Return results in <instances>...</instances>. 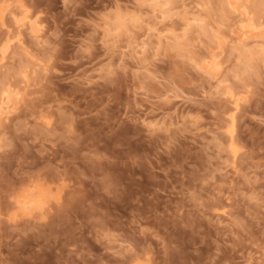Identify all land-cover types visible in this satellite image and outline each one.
Listing matches in <instances>:
<instances>
[{"label": "rangeland", "instance_id": "rangeland-1", "mask_svg": "<svg viewBox=\"0 0 264 264\" xmlns=\"http://www.w3.org/2000/svg\"><path fill=\"white\" fill-rule=\"evenodd\" d=\"M170 1L0 0V92L23 94L0 121V264H264V64L242 56L262 41L232 38L223 0ZM23 10L38 37L18 35ZM37 172L59 193L50 219H10Z\"/></svg>", "mask_w": 264, "mask_h": 264}, {"label": "bare ground", "instance_id": "bare-ground-1", "mask_svg": "<svg viewBox=\"0 0 264 264\" xmlns=\"http://www.w3.org/2000/svg\"><path fill=\"white\" fill-rule=\"evenodd\" d=\"M150 1L154 2L156 4V6L161 5V7L162 6L165 7V6H168L169 4H171L170 0H150ZM258 1H259V6L262 7L261 9H264V0H258ZM221 3H222L221 4L222 9L225 10L227 13L235 14V15H238L240 17V19H239L240 22L238 21L239 23H238L237 27H234L230 32L232 38L239 41L240 44L241 43H247L250 40H259L260 39L262 41L261 42L262 44H260L261 46L259 47V49H257V51H254L252 53L242 54V56H244L243 59H245L244 62L245 61L248 62L251 58L252 59L254 58L253 56H255L260 61H262L264 64V21H261L260 19H258L257 15L254 12H252V10L250 9L249 5L251 3V0H223V2H221ZM7 7H9V6H7ZM6 8L3 6H0V21L2 22V25L5 24L4 23V21H5L4 18L6 16L5 13H6V10L9 9V8H7V9ZM258 10L259 9H257V11ZM260 10L258 13H260ZM255 12H256V10H255ZM262 13H264V12L262 11ZM12 15L14 17L15 25L17 26L18 30H20V32H18V35L22 34L21 33L22 28H24L25 26H28L30 28V32H31L30 34L34 35L33 37L39 36L38 33L40 32V30H39V26H38L39 24H37L38 21L37 22L34 20L31 21L29 15H28V11L25 10L20 17H17L18 15L16 16V14H14V13H12ZM258 17H259V15H258ZM125 24H126L125 21H121L118 28H124ZM19 33H21V34H19ZM20 37H22V35ZM20 37L17 36L19 42H21V40H23V39H20ZM9 38L13 39V37H11V36H9ZM14 41L15 40H13L12 42H14ZM213 41H214L215 46L209 48L210 49L209 53H207L205 56L200 58L199 66L203 71H205L209 75H211L213 77H218V75L221 74L222 69H223V66L221 64L220 59L224 53V49H225L226 45L228 44V40H227L226 36H223L222 34L221 35L216 34L213 36ZM15 42H17V41H15ZM10 43L11 42L7 41L6 45H4V48L1 50V55H2L3 59L6 58V54L9 51V48L11 47ZM19 44H23V43H19ZM3 87H5V85ZM10 87L7 89L1 90V92H0V121L7 114L12 113L13 111L16 112L15 110L18 109L21 102L23 101V94L21 93L22 91L20 92L19 90H17V89L14 90V89H12L13 87H11V88ZM226 95L229 97L231 104L233 105V107L231 109L233 114L231 115V118L229 121L231 123V125L228 126L229 128H228L227 133L229 134L230 138L232 140H234L233 138L235 137L234 135H235V130H236V127H235L236 116H237L236 113L238 114L237 111L239 110L240 105L242 104L241 103L242 97L240 98L238 96V94H235L233 92L232 89L227 90ZM5 118L8 119L7 116ZM229 149H230L231 153L233 154L232 155L233 158L236 159L237 154H238V152H237L238 148L235 147L234 141L231 144V146L229 147ZM49 189H50V193H53V191L51 190L50 187H49ZM57 193H58V191H57ZM41 195H43V193H41ZM57 195L55 197L56 201L58 200ZM59 199H61V197H59ZM57 202H59V201H57Z\"/></svg>", "mask_w": 264, "mask_h": 264}, {"label": "clouds", "instance_id": "clouds-1", "mask_svg": "<svg viewBox=\"0 0 264 264\" xmlns=\"http://www.w3.org/2000/svg\"><path fill=\"white\" fill-rule=\"evenodd\" d=\"M55 196V193H50L43 172H37L29 176L19 189L8 194L9 218L18 222L46 223L50 219L53 206L57 205Z\"/></svg>", "mask_w": 264, "mask_h": 264}]
</instances>
